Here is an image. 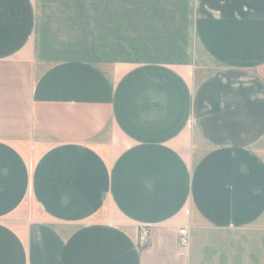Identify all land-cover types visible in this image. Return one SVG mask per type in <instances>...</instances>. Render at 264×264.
<instances>
[{"label":"crops","instance_id":"1","mask_svg":"<svg viewBox=\"0 0 264 264\" xmlns=\"http://www.w3.org/2000/svg\"><path fill=\"white\" fill-rule=\"evenodd\" d=\"M0 264H264V0H0Z\"/></svg>","mask_w":264,"mask_h":264},{"label":"built area","instance_id":"2","mask_svg":"<svg viewBox=\"0 0 264 264\" xmlns=\"http://www.w3.org/2000/svg\"><path fill=\"white\" fill-rule=\"evenodd\" d=\"M149 235V229H142V238H145ZM189 243V234L186 228L180 229V244L185 246Z\"/></svg>","mask_w":264,"mask_h":264}]
</instances>
